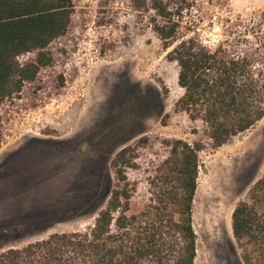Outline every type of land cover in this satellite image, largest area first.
Wrapping results in <instances>:
<instances>
[{
  "label": "rangeland",
  "instance_id": "rangeland-1",
  "mask_svg": "<svg viewBox=\"0 0 264 264\" xmlns=\"http://www.w3.org/2000/svg\"><path fill=\"white\" fill-rule=\"evenodd\" d=\"M191 2L165 50L153 14L135 12L129 0H73L66 34L46 50L51 64L0 106V253L92 227L116 185L109 163L122 149L134 157L126 178L137 213L169 144L183 140L204 144L192 202L194 264H243L231 214L264 174V118L212 149L203 124L174 110L182 90L165 56L181 41L215 47L229 25H252L264 0ZM225 210L226 226L216 218Z\"/></svg>",
  "mask_w": 264,
  "mask_h": 264
},
{
  "label": "trees",
  "instance_id": "trees-1",
  "mask_svg": "<svg viewBox=\"0 0 264 264\" xmlns=\"http://www.w3.org/2000/svg\"><path fill=\"white\" fill-rule=\"evenodd\" d=\"M129 2L135 12L153 14L151 30L165 50L192 6L191 0ZM72 12L73 0H0V106L51 64L46 50L66 34ZM224 32L225 39L213 48L181 41L165 56L176 64L182 90L174 110L203 124L212 149L264 118V9L252 25H229ZM27 54L33 60L19 63ZM203 149L202 141L173 140L168 157L149 179L147 202L137 213L130 212L126 178L134 157L129 149L120 150L109 163L116 185L92 227L8 249L0 253V264H194L192 202ZM41 158L45 160L35 159L37 165ZM231 230L243 264H264V174L247 201L234 208Z\"/></svg>",
  "mask_w": 264,
  "mask_h": 264
},
{
  "label": "bare ground",
  "instance_id": "bare-ground-1",
  "mask_svg": "<svg viewBox=\"0 0 264 264\" xmlns=\"http://www.w3.org/2000/svg\"><path fill=\"white\" fill-rule=\"evenodd\" d=\"M218 213V212H217ZM219 216V217H218ZM218 217V220L222 221L225 226L227 225L228 222V216H227V211L225 210L224 212H220L218 215L216 214V218Z\"/></svg>",
  "mask_w": 264,
  "mask_h": 264
}]
</instances>
